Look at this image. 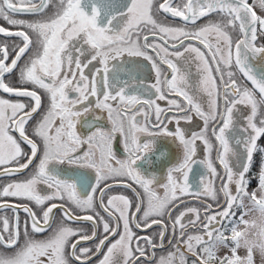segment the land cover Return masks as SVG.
<instances>
[{
  "label": "snow or ice",
  "instance_id": "snow-or-ice-1",
  "mask_svg": "<svg viewBox=\"0 0 264 264\" xmlns=\"http://www.w3.org/2000/svg\"><path fill=\"white\" fill-rule=\"evenodd\" d=\"M0 19V178L22 177L0 184V264H264V0H0Z\"/></svg>",
  "mask_w": 264,
  "mask_h": 264
},
{
  "label": "flooded vegetation",
  "instance_id": "flooded-vegetation-1",
  "mask_svg": "<svg viewBox=\"0 0 264 264\" xmlns=\"http://www.w3.org/2000/svg\"><path fill=\"white\" fill-rule=\"evenodd\" d=\"M254 2V0H250V3ZM17 19H26V20H30V19H33V17L31 16H16ZM177 23H179V21L177 20ZM0 26H5V27H9L6 23V21H4L3 19H0ZM261 42H264V41H261ZM145 76L148 75V70L146 69L145 70ZM153 77H154V74H153ZM149 83L151 82H154V78H150L148 80ZM158 103L161 104V106H165V102L164 101H158ZM99 114V113H97ZM89 119H91V116H89ZM195 120H198V118H195L194 117V121ZM102 123L104 124L105 127H110L108 121H107V116L106 114L104 115V119L102 121ZM182 127H185V128H188L190 131L191 130H197L194 126L193 127H189L188 125L184 124L182 122ZM170 128H173L172 125H169ZM78 131L83 134V135H87L88 134V129L87 128H82L81 126L78 125ZM165 143H167L169 145V147L171 148L172 152H173V155H174V159H173V164L175 163H178L180 160H182V152L181 150L175 145V144H172L170 141H164ZM260 146H264V139H262L261 141L258 142ZM25 150H27V146H25ZM113 151L116 152L117 154V157L118 158H123V144H122V140L119 138V136H117V138L113 141ZM259 152H257L256 154H254V160H253V167L251 169V172H253L254 170V167H255V164L257 162H259V159L262 158V157H259ZM203 158V146L200 145L198 147V152H197V157L196 159L197 160H200ZM155 162V165H156V171H155V174L160 177L162 175V173L159 171V169L161 167H163L159 161H156L155 160V157L152 158ZM213 159H215V153H213ZM64 168H69V166L67 165H64L62 166ZM145 167H150L149 165H145ZM89 173H90V177L94 176V172H92L91 170H88ZM204 172V168L202 166H200L199 164L197 165H193V173H190L189 175V178H190V181L194 180V177H195V180L198 181V175L199 174H202ZM27 174V172H25V175ZM74 173L71 172V171H68L66 173V175H73ZM164 175H166V170L164 172ZM22 177H20L19 175L17 177H13V178H0V184L2 183H5L7 182L8 180L10 179H20ZM122 181V178H114V179H111L108 181V183H111L114 185V187L112 188V191L111 193H109L110 195L111 194H125V195H128L129 198H132V196L134 195L131 190L129 189H125L120 185ZM189 201H191V206H199V202L197 201H194L192 200L191 197L187 198ZM18 202V201H17ZM56 211V215L59 217L60 213H59V210H55ZM4 215H9L11 216L12 213L11 212H8L6 210H0V217H3ZM24 213L21 212L20 213V216H21V220L24 219ZM87 223V222H85ZM141 235H144V234H148V235H152L156 229L155 227L153 229H149L147 230V232H144V231H141V230H137Z\"/></svg>",
  "mask_w": 264,
  "mask_h": 264
},
{
  "label": "rangeland",
  "instance_id": "rangeland-1",
  "mask_svg": "<svg viewBox=\"0 0 264 264\" xmlns=\"http://www.w3.org/2000/svg\"><path fill=\"white\" fill-rule=\"evenodd\" d=\"M259 157H262V158H260V159H259V162H257V163L255 164L254 170H253V172H252L253 175L256 174V172L258 171V168H259L261 162L264 161V154L260 153V154H259ZM253 187H255V182L253 183Z\"/></svg>",
  "mask_w": 264,
  "mask_h": 264
},
{
  "label": "water",
  "instance_id": "water-1",
  "mask_svg": "<svg viewBox=\"0 0 264 264\" xmlns=\"http://www.w3.org/2000/svg\"><path fill=\"white\" fill-rule=\"evenodd\" d=\"M254 64L256 66L257 72L264 70V62L256 61V62H254Z\"/></svg>",
  "mask_w": 264,
  "mask_h": 264
}]
</instances>
